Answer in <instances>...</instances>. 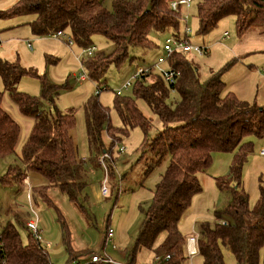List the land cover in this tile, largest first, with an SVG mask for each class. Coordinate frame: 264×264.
<instances>
[{"label": "trees", "instance_id": "obj_1", "mask_svg": "<svg viewBox=\"0 0 264 264\" xmlns=\"http://www.w3.org/2000/svg\"><path fill=\"white\" fill-rule=\"evenodd\" d=\"M171 1L112 0L108 9L103 0H18L0 15L33 14L29 24L34 34L47 35L68 29L70 38L82 48L89 47L93 34H103L113 42V52L107 56L93 53L83 62L89 77L101 80L105 67L110 62H121L130 47L150 46L152 35L177 27L181 12L171 9ZM228 14L235 17L238 34L253 27L261 28L264 33V0H200L196 11L199 32H207ZM166 63L167 68L180 72L175 83H166L161 73H155L151 67L132 84L134 97L144 100L161 123L160 129L152 137L146 136L140 144L139 158L146 159L144 173L151 172L163 161L166 166L152 190L151 203L144 211L125 264H134L136 252L143 247L153 252L152 264H189L184 251L186 241L178 222L193 194L201 189L198 173L209 167L214 152L229 150H236L229 172L225 177L215 178L218 188L227 191L229 198L215 211L212 224H200L197 253L203 264H225L222 248L231 254L235 264H264V253L260 259V251L264 250V188H261L258 206L251 209L240 177L245 154L250 149L249 142L245 143L243 138L262 134L264 105L250 104L225 91L220 72L210 73L201 82L196 68L182 53L171 55ZM27 72L32 71L16 62L0 59L4 90L20 112L34 119L22 147V164L8 166L0 182L24 185L23 181L28 178L31 180L28 195L33 199L40 198L51 205L47 189L55 187L84 209L79 202L85 187L84 161L77 155L72 135L73 112L53 113L44 106L42 98L53 103L56 93L55 86L44 77L41 78V98L17 91L18 80ZM171 92H175L174 101L170 100ZM2 93L0 91V157L15 151L18 136L17 122L1 105ZM115 95L113 106L121 121L118 127L107 123V109L97 95L90 96L83 104L90 158L98 162L106 151L101 138L105 124L108 133L116 139L118 133H125L135 125L144 133L151 127V119L138 109L134 98ZM105 159L111 160V157ZM105 168L108 176L113 174L110 161ZM61 226L63 241L69 250L66 264H113L102 260L89 262L92 251L82 252L81 258V253L70 246L69 231L63 220ZM160 232H165V236L155 245ZM28 235V242L22 244L13 223L7 222L1 227V264H54L45 246L30 232ZM103 242L104 245L107 242L104 236Z\"/></svg>", "mask_w": 264, "mask_h": 264}, {"label": "rangeland", "instance_id": "obj_2", "mask_svg": "<svg viewBox=\"0 0 264 264\" xmlns=\"http://www.w3.org/2000/svg\"><path fill=\"white\" fill-rule=\"evenodd\" d=\"M17 1L0 0V14L7 12ZM199 1L192 0L188 7L181 8V17L176 28L169 27L152 35V45L132 46L121 62H110L105 67L101 80L91 79L83 62L87 59L86 50L89 47H94V56H107L113 52V42L103 34H93L89 47L82 48L73 40L71 44H67V37H70L68 29H65L63 36L59 38L50 34H34L29 24L33 14L0 15V59L16 62L32 71L20 77L16 90L41 98V78L44 77L48 83L55 86L56 92L53 94V103H48L42 98L44 106L50 108L53 113L58 110L73 112L72 135L77 146V155L84 161L82 170L85 181L83 195L79 199L84 209L78 206V203L68 200L65 194L55 187L47 189V195L53 204L48 205L44 200L33 199L32 195H28L30 180L29 184L27 179L22 180L25 186L20 182H0V229L7 222L13 223L22 244H26L29 232L24 223L27 219L34 218L32 209H35L40 220L39 227L46 236L42 244L54 264H66L68 259L69 250L63 241L61 220L69 231L70 246L78 254L81 253V258L84 251H98L100 255L104 254L114 261L126 263L144 211L151 203L152 190L166 166V161H163L145 174L146 159L139 158L140 144L146 136L152 137L160 129L161 123L144 100L134 97L132 82L127 89H122L121 94L134 98L138 109L151 119V127L144 133L141 127L135 125L125 133H118L116 139L108 133L105 124L101 138L105 152L111 160L104 158V163L101 164L96 158H90L83 104L90 96L97 95L99 102L107 109V123L112 127L120 126L121 121L113 106L115 91L122 87L138 68L146 70L152 67L155 73L159 68H167L166 62L161 63L159 67L154 66L159 56L165 57L162 49L165 38H184V31L188 29L189 43L204 48L201 54L194 51L183 53L185 59L196 68L198 79L202 82L210 73L220 72L221 79L225 82V91L232 92L237 98L250 104L264 105L263 31L259 27H253L243 34H238L235 17L228 14L221 17L215 27L201 33L196 17ZM103 4L110 9L112 0H103ZM224 32L227 33L226 36ZM81 69L86 73L85 79L79 78ZM0 91L3 92V109L18 124L15 151L0 157L1 178L8 166L22 164V147L31 132L34 119L20 112L9 93L4 90L1 77ZM175 98V92H171L170 100L174 101ZM243 139L245 143L249 142L250 149L246 152L241 166V187L248 195L249 207L256 209L261 200V188H264V155L260 154V151L264 150V130L260 136L250 134ZM119 147L123 150L119 151ZM235 151L214 152L209 167L198 173L201 189L193 194L190 204L184 209L178 222V229L185 241L188 237L198 236L201 223L212 224L215 221V211L226 204L229 193L218 188L215 178L227 175ZM109 161L113 167V174L110 176L105 168ZM103 183L108 188L106 196H101L100 193ZM107 227L113 231V237L112 241L104 245L103 236ZM164 236L165 232H160L155 245ZM222 252L225 264H235L226 249L222 248ZM263 253L264 250H261L260 259ZM189 258V264H203L198 253ZM153 259V252L143 247L136 252L134 264H152Z\"/></svg>", "mask_w": 264, "mask_h": 264}, {"label": "built area", "instance_id": "obj_3", "mask_svg": "<svg viewBox=\"0 0 264 264\" xmlns=\"http://www.w3.org/2000/svg\"><path fill=\"white\" fill-rule=\"evenodd\" d=\"M192 2V0H172L170 2V6L172 10L178 11L180 10L181 12V8L182 7H188L190 5V3ZM181 17V14H180ZM187 18L185 17V23ZM189 30L185 29L184 31V38H179L178 36H174V37H168L164 39V44L162 49L164 50L165 53V57L163 56H159L157 59V62L155 63V67H159V65L161 63L166 62L167 58L171 57V55L175 54V53H185V52H189V51H194L198 54L203 53L204 48L198 45H192L189 43L187 36L189 35ZM50 35L54 38H59V36H63V30H57L55 32L50 33ZM224 35L226 36L227 33L224 32ZM72 43V39L70 37H67V44H71ZM94 53V47H89L86 50V55H92ZM148 69L144 70L141 68H138L136 70V72L134 73V75L127 80L125 83L122 84V87H120L117 91H115V93L117 95L121 94L122 89H127L132 82H134V80L143 72L147 71ZM164 81L168 84H173L175 83L176 79L178 78L180 72L176 69H172V68H166V69H162L159 68L158 70ZM86 73L84 72L83 69H81V74L79 76V78L81 79H85ZM123 148L119 147V151H122ZM261 155H264V150L260 151ZM109 157V155H107L106 152H104L101 156V158H99V162L101 164H103L104 162V158ZM27 184L28 181L26 180ZM100 193L101 196H106L108 195V188L105 185V183H103L100 186ZM32 213L34 215V218H29L25 221L24 225L27 228L28 232H30L32 234V236L37 239L39 242L42 243V240L45 239L42 233V228L39 227V216H38V212L35 209H32ZM112 230L110 228L107 229L104 237L105 240L108 242L110 240V238L112 237ZM107 242H105V245L107 244ZM50 244V243H49ZM197 237H188L185 243V248H186V252L188 257H191L193 255H195L198 251L197 249ZM114 247V245H113ZM190 259V258H189ZM105 261L108 263H113V264H122L120 262L114 261L111 258H109L106 255H103L101 257V255L98 253V251H92L91 255L89 257V262H95V261ZM0 264H1V260H0Z\"/></svg>", "mask_w": 264, "mask_h": 264}, {"label": "crops", "instance_id": "obj_4", "mask_svg": "<svg viewBox=\"0 0 264 264\" xmlns=\"http://www.w3.org/2000/svg\"><path fill=\"white\" fill-rule=\"evenodd\" d=\"M29 179L27 178V181H28ZM31 181V180H30ZM25 186V185H24ZM42 233H43V236H44V238H46V236L44 235L45 234V232L42 230ZM118 262V261H117Z\"/></svg>", "mask_w": 264, "mask_h": 264}]
</instances>
